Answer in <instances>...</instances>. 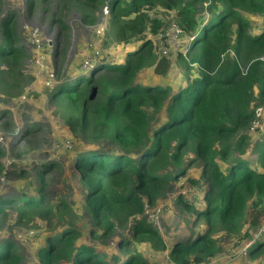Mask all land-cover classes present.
Returning a JSON list of instances; mask_svg holds the SVG:
<instances>
[{
    "label": "trees",
    "instance_id": "1",
    "mask_svg": "<svg viewBox=\"0 0 264 264\" xmlns=\"http://www.w3.org/2000/svg\"><path fill=\"white\" fill-rule=\"evenodd\" d=\"M106 2L119 23L116 39L133 48L118 63L97 59L51 91L69 130L87 144L69 168L84 197L66 186L70 198L56 202L43 188L0 199V228L11 208L22 220L30 214L48 224L36 250L39 264H158L140 243L167 249L174 264H206L217 247L214 237L224 231L253 239L243 261L232 264H264V136L257 132L249 148V131L263 124L251 130L256 117L263 119L254 103L264 102V0H84L85 21ZM161 5L174 12L186 40L174 58L156 54L147 38L162 23L148 11ZM257 17L263 24L254 34L251 18ZM0 36L2 72L12 74L23 57L15 14L2 18ZM174 63L183 81L139 80L151 66L167 76ZM169 194L187 223L165 242L141 216L145 203L167 209ZM250 209L261 211L256 227ZM116 234L113 248L106 241ZM22 261L14 241L1 243L0 264Z\"/></svg>",
    "mask_w": 264,
    "mask_h": 264
},
{
    "label": "rangeland",
    "instance_id": "2",
    "mask_svg": "<svg viewBox=\"0 0 264 264\" xmlns=\"http://www.w3.org/2000/svg\"><path fill=\"white\" fill-rule=\"evenodd\" d=\"M83 1L0 0V22L3 17L15 14L16 45L23 50V57L12 74L2 72L6 64L0 60V199H22L25 193L32 196L35 189L43 188L46 199L56 202L60 198H70L66 186H75L79 199L84 197L85 189L79 176L76 174L72 179L74 182H70L69 168L76 151L87 144L69 130L68 115L54 102L52 92L61 79L75 76L97 59L106 58L113 63L122 61L134 43L116 39L115 30L119 23L114 22L107 2L89 10V21H85ZM148 12L162 22L156 33L147 35L154 42L156 54L174 58L180 44L186 42L182 40V34L177 33L174 12L163 5ZM251 24V31L257 34L263 22L257 17L251 18ZM166 48L169 52L164 54ZM42 57L44 60L38 63ZM181 69L174 63L166 76L155 73L151 66L139 75V80L174 84L183 81ZM254 105L262 112L263 124L256 131H249L250 149L257 142V132L264 136V102L257 99ZM39 172H43L44 186L40 183ZM165 201L167 209L162 208L156 223L145 214V210L141 217L154 223L167 242L183 232L187 222L173 194H169ZM22 203L20 200L19 204ZM148 204L145 203L144 209ZM260 214V210L249 211L248 217L255 227L263 222ZM33 217L26 214L22 220L17 210L11 208L0 228V245L5 240L14 241L23 259L21 264L39 263L36 250L43 243L46 228L50 227ZM199 227L205 228V225ZM122 234L126 236L128 232ZM214 239L217 247L206 264L241 263L247 245L253 242V239L239 240L236 234L225 231ZM106 242L114 248L117 234ZM138 247L148 260L174 264L167 249H157L149 243H140Z\"/></svg>",
    "mask_w": 264,
    "mask_h": 264
},
{
    "label": "built area",
    "instance_id": "3",
    "mask_svg": "<svg viewBox=\"0 0 264 264\" xmlns=\"http://www.w3.org/2000/svg\"><path fill=\"white\" fill-rule=\"evenodd\" d=\"M177 33L180 35L182 34V29L179 27V25H177ZM176 37V36H175ZM33 42L35 43L34 37H33ZM37 45V44H36ZM164 54H167L169 51L166 48V50H163ZM261 59L264 61V56L261 57ZM42 60H44V57H42L41 59H39L38 63L41 62ZM262 124V118L260 117H256V119L252 122L251 124V130L254 131L256 130L258 127H260V125ZM163 207L161 206H154L151 207L149 204L147 205V208L144 209L145 210V214H147V216L152 220V222L156 223L157 222V218L159 216L160 211L162 210ZM147 217V218H148ZM39 264V263H38Z\"/></svg>",
    "mask_w": 264,
    "mask_h": 264
},
{
    "label": "clouds",
    "instance_id": "4",
    "mask_svg": "<svg viewBox=\"0 0 264 264\" xmlns=\"http://www.w3.org/2000/svg\"><path fill=\"white\" fill-rule=\"evenodd\" d=\"M147 217V216H146Z\"/></svg>",
    "mask_w": 264,
    "mask_h": 264
}]
</instances>
